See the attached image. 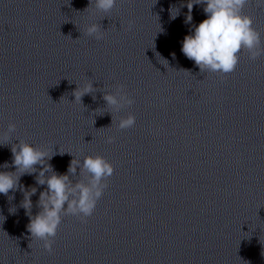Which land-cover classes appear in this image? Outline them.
<instances>
[{
	"label": "clouds",
	"instance_id": "1",
	"mask_svg": "<svg viewBox=\"0 0 264 264\" xmlns=\"http://www.w3.org/2000/svg\"><path fill=\"white\" fill-rule=\"evenodd\" d=\"M250 0H188V13L185 23L191 24L192 9L194 5H203V11L207 18L198 25H193L194 31L186 35L182 41L181 51L186 58L194 61L200 72L219 73L221 76L235 71L240 54L246 51L250 60H256L264 54V47L261 46V35L253 27L251 16L244 14L243 10ZM117 5V0H89V7L95 10L109 13ZM259 6H264V0H258ZM86 8V9H88ZM170 14L173 19L175 16ZM134 21H128V30H131ZM105 30L100 24L92 23L85 29V34L96 40L104 38ZM173 58L175 54L173 53ZM115 92H106L103 100L106 105L114 111H119L125 106L134 103L133 98L125 91L123 84L115 87ZM95 88L93 82L89 80L83 86L77 85L72 95L74 102L82 103V97L92 94ZM95 100V96L92 97ZM136 117L129 113L122 117L117 125L118 129H128L134 127ZM16 131V125L9 123L7 131L3 133V139L9 140L11 134ZM108 143L114 142V137L107 138ZM12 167L13 171H0V194L8 196L10 191L17 188L23 193L21 207L26 210L29 216L27 230L32 239L43 241V248L49 254L53 252L54 237L64 216L72 215L80 219L82 223H87L108 187V178L114 173V166L101 155H88L83 163L73 159L68 167L67 173H57L53 166L47 161L52 156L43 146H34L23 140L18 144H12ZM63 154L64 152H61ZM36 165H41L39 174L35 177L37 185H46V189L39 193L37 207L39 211L32 215L33 202L31 197L36 194L37 188L25 189L20 185V177L24 174L37 172ZM4 168L10 167L7 163ZM79 168L81 179L73 182L70 177L76 176ZM48 173V175H45ZM9 200L14 197L9 196Z\"/></svg>",
	"mask_w": 264,
	"mask_h": 264
}]
</instances>
